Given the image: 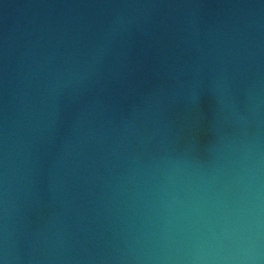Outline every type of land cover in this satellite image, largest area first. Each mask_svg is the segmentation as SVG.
Wrapping results in <instances>:
<instances>
[{
    "label": "water",
    "instance_id": "95a60500",
    "mask_svg": "<svg viewBox=\"0 0 264 264\" xmlns=\"http://www.w3.org/2000/svg\"><path fill=\"white\" fill-rule=\"evenodd\" d=\"M0 264H264V0H0Z\"/></svg>",
    "mask_w": 264,
    "mask_h": 264
}]
</instances>
